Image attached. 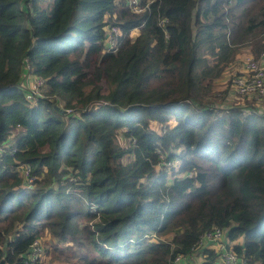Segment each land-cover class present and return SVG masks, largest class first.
Segmentation results:
<instances>
[{
	"label": "trees",
	"instance_id": "1",
	"mask_svg": "<svg viewBox=\"0 0 264 264\" xmlns=\"http://www.w3.org/2000/svg\"><path fill=\"white\" fill-rule=\"evenodd\" d=\"M140 3L0 0V264L44 229L70 242L57 264H170L213 227L264 264V94L239 91L245 49L264 67V0Z\"/></svg>",
	"mask_w": 264,
	"mask_h": 264
},
{
	"label": "built area",
	"instance_id": "2",
	"mask_svg": "<svg viewBox=\"0 0 264 264\" xmlns=\"http://www.w3.org/2000/svg\"><path fill=\"white\" fill-rule=\"evenodd\" d=\"M129 3H133L132 8L139 6L140 9H142L140 0L139 4H136L134 0H131V2L130 0H128V4ZM120 34L121 28L119 25H107L105 39L108 47L107 50L109 49L116 51L118 49L120 43ZM244 62L245 69L253 71V75L252 78L246 82V84H244L245 82H242L243 85L240 87L239 90L243 92L249 89H253L255 93H258V95L264 94V67L261 66V61L255 59L252 55H248L244 59ZM29 67L30 65L28 61L25 72L28 71ZM32 82L30 84L31 89H26L28 97L34 96V90H36V88L40 84H42L43 79L40 77H34ZM237 82L241 83L239 81ZM27 169V172L29 173V171H31L29 165H27ZM28 184L32 185L33 183L28 182ZM205 248L214 251L216 254L214 260L207 264H251L247 258L238 255V253L233 249L230 244V241L228 240L225 229L221 227H213L212 229L203 232L192 255L185 256L180 253L174 257L170 264H191V262H194L195 264H205L204 261L207 259L205 253L203 252ZM41 252L42 246L40 245L39 240L37 239L30 246V250L27 254L25 264H41Z\"/></svg>",
	"mask_w": 264,
	"mask_h": 264
},
{
	"label": "rangeland",
	"instance_id": "3",
	"mask_svg": "<svg viewBox=\"0 0 264 264\" xmlns=\"http://www.w3.org/2000/svg\"><path fill=\"white\" fill-rule=\"evenodd\" d=\"M136 2V4H139V0H134ZM121 2V0H119V3ZM131 2V0H130ZM132 4L133 3H129L128 6L131 9H134L137 12H142V9H140L139 6H136L134 8H132ZM106 19H108V17H106ZM23 24H26L25 19H23ZM133 35L136 34V30H134ZM244 54L241 57V59H244L248 56V55H252L250 52H248L247 49L244 50ZM211 56H209L210 58ZM244 64V62H243ZM242 67L241 69H245V67ZM237 70H239V65L238 63H234L232 64L229 68H227L226 72L224 73V75H222L221 77L217 78L216 80H214L215 83V87H214V92H222V90H224L225 88H229L228 85V81L230 79V77L232 76V74H235L237 72ZM25 88H27V90L31 89V82L33 80V76L31 74H29L28 72H25ZM33 83V82H32ZM35 88V87H34ZM232 89V88H231ZM240 91V90H239ZM227 99H231L230 96L228 95ZM217 100L219 101V98H217ZM232 100V99H231ZM236 100H232L231 102H235ZM237 102V101H236ZM264 110V104H263V108ZM163 129V128H161ZM19 131V128H17L15 130V133ZM12 137V136H11ZM118 140L123 144V145H127L128 141L124 139L122 132H119L118 134ZM46 150V149H45ZM175 162V161H174ZM19 164V163H18ZM16 165L14 168L17 169L19 171V175H22L27 182L29 183H33L35 184V177L34 176H30L31 171H29V173L27 172V164H20V165ZM165 164H167V166H170V162L169 161H165ZM176 165V163H174ZM19 168V169H18ZM159 169L161 167H158ZM170 176H173L172 173L169 174ZM41 237L38 239L40 245L42 246V252H41V256H40V261L41 264H57L59 262H61L63 259L60 257V251L61 248L63 246H68L70 244V242H63L62 240H60L57 236L53 235L48 229H44L41 231ZM163 237L165 238H169L170 235H164ZM76 259V258H75ZM73 261V259H72ZM191 264H195L194 262H191Z\"/></svg>",
	"mask_w": 264,
	"mask_h": 264
},
{
	"label": "clouds",
	"instance_id": "4",
	"mask_svg": "<svg viewBox=\"0 0 264 264\" xmlns=\"http://www.w3.org/2000/svg\"><path fill=\"white\" fill-rule=\"evenodd\" d=\"M33 185H34V184H32V185H31V184H28V186H33Z\"/></svg>",
	"mask_w": 264,
	"mask_h": 264
},
{
	"label": "water",
	"instance_id": "5",
	"mask_svg": "<svg viewBox=\"0 0 264 264\" xmlns=\"http://www.w3.org/2000/svg\"><path fill=\"white\" fill-rule=\"evenodd\" d=\"M62 109V108H61ZM63 111H67V109H62Z\"/></svg>",
	"mask_w": 264,
	"mask_h": 264
}]
</instances>
